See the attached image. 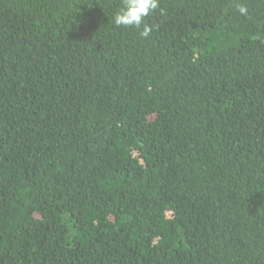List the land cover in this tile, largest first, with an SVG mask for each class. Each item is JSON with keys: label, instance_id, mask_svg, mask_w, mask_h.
<instances>
[{"label": "trees", "instance_id": "1", "mask_svg": "<svg viewBox=\"0 0 264 264\" xmlns=\"http://www.w3.org/2000/svg\"><path fill=\"white\" fill-rule=\"evenodd\" d=\"M121 7L0 0V264H264V0Z\"/></svg>", "mask_w": 264, "mask_h": 264}, {"label": "clouds", "instance_id": "2", "mask_svg": "<svg viewBox=\"0 0 264 264\" xmlns=\"http://www.w3.org/2000/svg\"><path fill=\"white\" fill-rule=\"evenodd\" d=\"M159 8V0H122V7L113 17L117 27L141 29V37H148L152 29L144 24L145 19ZM241 13L246 12L240 7ZM161 13L163 10L161 9Z\"/></svg>", "mask_w": 264, "mask_h": 264}]
</instances>
